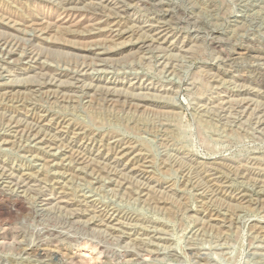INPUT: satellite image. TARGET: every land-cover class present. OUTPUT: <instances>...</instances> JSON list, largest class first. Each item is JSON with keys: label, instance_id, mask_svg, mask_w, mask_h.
<instances>
[{"label": "rangeland", "instance_id": "374dc122", "mask_svg": "<svg viewBox=\"0 0 264 264\" xmlns=\"http://www.w3.org/2000/svg\"><path fill=\"white\" fill-rule=\"evenodd\" d=\"M0 264H264V0H0Z\"/></svg>", "mask_w": 264, "mask_h": 264}]
</instances>
